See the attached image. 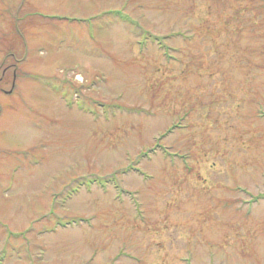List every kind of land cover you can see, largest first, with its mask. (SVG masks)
Here are the masks:
<instances>
[{
	"label": "rangeland",
	"instance_id": "obj_1",
	"mask_svg": "<svg viewBox=\"0 0 264 264\" xmlns=\"http://www.w3.org/2000/svg\"><path fill=\"white\" fill-rule=\"evenodd\" d=\"M263 3L0 0V264H264Z\"/></svg>",
	"mask_w": 264,
	"mask_h": 264
},
{
	"label": "trees",
	"instance_id": "obj_2",
	"mask_svg": "<svg viewBox=\"0 0 264 264\" xmlns=\"http://www.w3.org/2000/svg\"><path fill=\"white\" fill-rule=\"evenodd\" d=\"M257 3V2H256ZM264 4V3H263ZM254 5H257V6H260L261 4H254ZM112 13V12H111ZM110 13H107V16H109ZM117 14V13H116ZM111 15V14H110ZM146 39H147V35H146ZM160 47H162V45H160ZM164 153H168L165 149L163 150ZM168 155V154H166ZM72 195V194H71Z\"/></svg>",
	"mask_w": 264,
	"mask_h": 264
}]
</instances>
